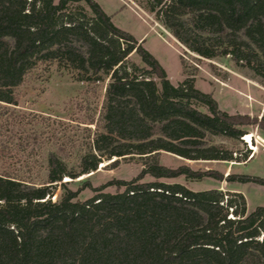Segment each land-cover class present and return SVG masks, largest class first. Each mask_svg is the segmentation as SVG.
I'll return each instance as SVG.
<instances>
[{
    "label": "trees",
    "instance_id": "1",
    "mask_svg": "<svg viewBox=\"0 0 264 264\" xmlns=\"http://www.w3.org/2000/svg\"><path fill=\"white\" fill-rule=\"evenodd\" d=\"M138 1L187 51L229 58L264 79V0ZM132 52L146 68L128 64ZM39 65H56L77 81L110 80L89 122L94 129L83 128L75 167L50 153L44 181L0 173V264H264V206L247 213L240 192L141 181L145 174L220 178L164 166L160 152L239 161L210 139L237 140L254 119L221 110L191 77L172 84L95 0H0V103L15 105V87ZM134 155L143 161L139 174L107 183L122 191L103 192L102 185L79 200L78 189L66 186L104 159ZM226 180L264 185L247 174Z\"/></svg>",
    "mask_w": 264,
    "mask_h": 264
},
{
    "label": "rangeland",
    "instance_id": "2",
    "mask_svg": "<svg viewBox=\"0 0 264 264\" xmlns=\"http://www.w3.org/2000/svg\"><path fill=\"white\" fill-rule=\"evenodd\" d=\"M95 1L117 27L133 35L158 60L172 84L177 85L186 76L191 77L194 86L210 93L221 110L254 119L251 124L241 126L244 134L237 140L210 139L211 143H222L231 149L239 161L194 160L160 152L158 160L164 166L177 168L186 165L194 171L211 170L221 174L220 178L211 174L199 179L183 175L155 179L145 174L141 181L177 182L193 191L216 187L240 192L245 197L247 213L257 206H264V185L226 180L227 174L264 178V128L260 123L264 120V79L247 68L236 67L229 58L209 59L187 51L138 0ZM131 63L146 68L134 52L128 57V64ZM109 80V76H104L100 81H77L56 65L48 69L39 65L30 70L14 89L16 104L0 103V173H16L33 178L35 182L44 181L50 153L65 161L68 169L75 167L83 128L94 129L95 125L89 122L97 119ZM200 109L206 111L204 106ZM247 133L255 151L244 140ZM114 159H104L95 171L73 179L66 186L78 189L79 200L94 196V189L102 185H106L103 192L122 191L123 187L107 183L130 181L141 171L143 161L138 155ZM69 180V177L62 179ZM60 192V186L56 185L55 195ZM55 195L51 198L54 199Z\"/></svg>",
    "mask_w": 264,
    "mask_h": 264
},
{
    "label": "bare ground",
    "instance_id": "3",
    "mask_svg": "<svg viewBox=\"0 0 264 264\" xmlns=\"http://www.w3.org/2000/svg\"><path fill=\"white\" fill-rule=\"evenodd\" d=\"M244 140H246V142H249L250 143V148L252 149V150H256V148L254 147V145L252 144V142H251V136H250V134H246L245 136H244Z\"/></svg>",
    "mask_w": 264,
    "mask_h": 264
}]
</instances>
